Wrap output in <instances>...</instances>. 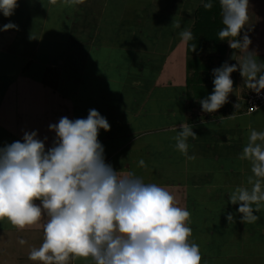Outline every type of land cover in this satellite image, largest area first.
Wrapping results in <instances>:
<instances>
[{
    "label": "crops",
    "instance_id": "crops-1",
    "mask_svg": "<svg viewBox=\"0 0 264 264\" xmlns=\"http://www.w3.org/2000/svg\"><path fill=\"white\" fill-rule=\"evenodd\" d=\"M28 1L18 0V7L16 8L23 9L26 14L17 15L18 17L14 15L4 17L3 13H0V29L8 23L15 25L34 23L35 26L37 18H33L35 17L34 12L30 9H36L37 7L45 9L39 15L47 25L53 11L52 8L57 7L60 9L63 6V3L59 2L54 5L52 0H31V4ZM108 1L111 0H77L74 5H71L73 7L71 12L58 9L57 15L60 16L59 19L62 21L55 22L56 27L59 28L60 24L61 26L66 24V34L64 33L63 37L70 40L71 43L74 41L72 37L77 38L76 41H80V43L76 44L82 47V51L88 49L85 51L87 58L90 57V47H95L96 38L98 37V34L94 36L95 32L91 34L88 30L93 28L98 33L100 24L104 21L105 13L101 22V19H96V15L99 13V8L105 7V5L108 8ZM38 2L39 4H37ZM157 2L160 4V0H145L141 4L136 1L134 3L130 2L136 10H139L138 17L143 18V21H145L144 27L139 30L133 29L135 31L133 36L128 35L126 37V34H119L114 37L115 39H122V41H115L120 42L116 44L122 49V55L123 52L133 53L137 63L141 57L149 58V64L143 61V67L148 73L149 71L154 72L150 66L156 64L158 73H163L165 71L162 68L163 61L167 62L169 58L174 60L179 51L182 52L179 54L177 62L182 58L183 61L187 59L191 49L185 46L187 42L183 40L179 42L181 39L179 33L184 29L192 30L196 22V11L202 5L201 0L190 6H186V0H184V3H179L178 7L182 13V20H172L174 25L166 32L169 35L166 36L168 39L165 40L163 34L165 31L155 33L156 31H150L149 28L154 27V22H157L150 15L151 9L156 7ZM160 5L165 6L164 4ZM160 5L157 7H160ZM69 7L65 4V8ZM256 8L259 12L255 11ZM50 9L51 12H49ZM131 11L133 10L129 9L127 11L126 19L131 22V25L133 23L137 24L138 21L134 18V15L132 17ZM173 11L175 12L174 8ZM255 14L256 17L253 19ZM248 15L249 20L244 32L250 40L252 39L249 50L256 53L260 62H264V45L258 47V42H256L264 40V0L260 3L255 2L254 14L248 12ZM176 25L180 27H176ZM181 25H183V28H181ZM44 29H46V26ZM33 31L34 29L20 27L8 31L0 30V147L15 141L23 142L25 132L35 131L37 132V138L44 141L47 151L56 140L55 132L49 130L50 124L58 123L62 117L71 120L87 118L90 109L89 104L81 102L82 100L78 98L80 95L91 102L97 108V111L99 110L101 116L107 119L110 130L105 132L101 129L98 139L104 147L105 162L110 164L115 171L124 175L129 173L126 169L130 166L131 159H133L134 154L132 155V152L137 153L134 150L141 151L139 155L145 153L143 148L145 144H143L141 136L146 131L142 129L136 131L134 125L137 122L142 123L143 119L148 118L151 102L160 99V104H167L168 109L166 111L168 114L166 116L170 118L173 115L171 119L173 124L168 125L167 130H173L174 133L178 134L180 124L187 121L193 125L195 133L205 137L204 142L206 145L203 151L204 159L209 163L208 166L204 167V170L194 168V171H190V177L194 176L192 182H188V178L185 176L184 180L186 182L177 179L176 182L178 183L174 186V188L182 190V192L179 191L174 194L178 206L186 208L191 214V224L189 226L193 233L192 240L200 248L201 264H264V208L259 213H254L259 216L257 222L244 224L241 223V215L238 213L239 205H232L228 202V196L235 188L239 186L251 187L247 184V178L252 175L250 163L247 160H241L240 156L248 142L251 131H264V107L255 113H247L244 102L246 94L250 91V89L244 87L247 83H238V81L232 79L234 81V93L229 96L228 103L214 114L204 113L199 103L200 100L207 98L213 92L214 85L213 81L210 80L197 82L189 87L184 80L167 81L155 75L152 84L147 83L148 87H145L143 86L144 81L139 80L137 75L133 74L135 71L132 70L130 76L135 75V78L123 77L121 79L122 84L120 80L115 82L116 85H120V90L116 91L115 87L111 86L112 78L108 76L107 70L104 68L103 73L97 72L100 84L95 95H92L93 92L90 93L83 88V83L85 84L86 81L92 86V78L87 79L89 75L87 73L92 75V70H88V61L82 57L84 52L75 50L77 51V58L79 59V53L84 62L77 60V66L79 64V68L87 73L82 71L80 80L67 79L64 75L70 69L51 61L53 59L38 60L39 49L37 50L38 46H34L37 36L31 35ZM173 31L174 36L171 35ZM20 35H23L24 41L17 48L15 41ZM155 35H158L159 39H163L169 44L166 52L160 51L162 53L158 55L155 48H153V53H143V50L150 47L147 43L150 40L149 38ZM243 35L244 33L241 34L240 39L243 38ZM170 36H172L171 39H169ZM32 38H35V41L27 44V40ZM11 40L12 42H9ZM109 40V45L114 43L112 38ZM174 40L177 42H174ZM226 44V51H228L229 45ZM171 45L173 46L172 50ZM195 45L196 51L200 52L196 53V55H200L199 57L196 56V59H201V56L206 55L205 61L201 60V62L204 61V64L207 65L204 70L211 73V68L216 66L215 59L213 61L210 57L213 54H210L209 49L203 48V44L199 43L197 45L196 43ZM217 46L221 48L225 45L217 44ZM97 50L98 56H100L104 50L109 49L97 48ZM75 51L70 52V54L74 56ZM237 51L235 50V54L227 58L232 65H238L241 62L237 61L241 53L239 51L238 54ZM58 53H62V50ZM216 53L221 55L222 51ZM206 61L208 63H205ZM237 72L239 70L234 73ZM148 88H151L150 95L141 94V90L144 91ZM210 88L212 92L207 93L206 91ZM156 89H162L161 91L167 89L172 92L167 91L166 96L160 97ZM114 100L118 101L116 108L121 107L118 116L115 113V116H113L112 110L109 109L115 108ZM180 113H183V116H180ZM114 124L122 127L114 128ZM187 141L189 142H187L189 145L187 158L196 157V159H199L202 156L199 146L195 142L192 143V137H189ZM139 155L137 158H139ZM142 158H144V155H142ZM187 158H184V173H188ZM208 169L209 173L207 172ZM215 171L223 173L221 180L212 179L208 175ZM140 174L136 176L140 177ZM144 182L147 183V181ZM200 183L203 185H199ZM191 188H203L205 191L186 194V189ZM229 213L234 216V221L230 223L226 219ZM44 222L45 220L42 219L37 225L23 230L13 227L7 221L0 222V264H42L39 261L29 260L28 255L32 248H38L43 242ZM20 240L26 242L21 244ZM69 264H91V261L77 258L70 260Z\"/></svg>",
    "mask_w": 264,
    "mask_h": 264
},
{
    "label": "clouds",
    "instance_id": "clouds-1",
    "mask_svg": "<svg viewBox=\"0 0 264 264\" xmlns=\"http://www.w3.org/2000/svg\"><path fill=\"white\" fill-rule=\"evenodd\" d=\"M76 2L64 0L69 6ZM201 2L204 9L213 8V0ZM218 2L223 25L218 38L243 57L238 65L225 63L213 70V92L199 101L207 114L228 103L234 93L231 75L238 70L250 90L264 91V62L249 50L251 40L244 32L249 0ZM17 7L18 0H0L4 17L12 16ZM10 29L17 25L8 23L0 30ZM179 35L185 42L194 39L189 29ZM101 129L107 132L110 125L91 109L86 119L62 117L50 124L56 140L47 151L35 131L25 132L23 142L0 147V222L23 230L44 219L43 242L28 255L42 264H69L77 258L91 264H201L189 226L190 212L178 206L165 187L145 183L131 172L121 175L106 163L98 139ZM189 137L197 136L186 121L174 137L177 150L185 155ZM240 159L250 163L247 184L251 187L235 188L228 202L239 205L241 223L252 224L259 219L254 213L264 208V131H251ZM139 165L144 167V161ZM226 219L233 222V214Z\"/></svg>",
    "mask_w": 264,
    "mask_h": 264
},
{
    "label": "rangeland",
    "instance_id": "rangeland-1",
    "mask_svg": "<svg viewBox=\"0 0 264 264\" xmlns=\"http://www.w3.org/2000/svg\"><path fill=\"white\" fill-rule=\"evenodd\" d=\"M135 1L141 4V2L145 0H111V1H108L109 2L108 8H107V5H105V7L99 8L98 10L99 13L96 15V19L98 20L101 19L100 22L103 21L102 18H103L104 13H105V17H104V21L100 24V27H101V28L99 27L100 32L98 31L97 33L96 29H93V28H90V30H88V32L91 34L92 32H95L94 36L95 35L97 36L98 34V37L96 38L95 47L94 48L90 47L91 49H90L89 58H87L86 57L87 55L85 54V51H87L88 49H83L84 51H82L81 49L82 47L76 44V43H80V41L78 42L76 41L77 38L72 37L74 41H72L71 43L70 40L63 37L66 31V27H67L66 24L62 26L60 24L59 28L56 27L55 22L62 21L59 19L60 16L57 15L58 9H59L57 7L52 8L53 11H52L51 17L48 19L47 25L41 19L39 15V14H42L43 10L45 9L38 8L37 6H36L37 7L36 9H30L34 12L33 15L35 17L33 18L35 19L37 18V20H35V26H34V23L25 24V25H21V24H16V25L17 27H20V28L34 29V31L31 32V35H33L34 37L36 35L37 41H35V38H32V39L27 40V44H30L31 42L35 41L34 46H38L37 50L39 49V52L37 54L38 60L53 59L51 61L57 62L63 65L64 67H66L67 69H70V71L68 70V72L67 73L65 72V75H64V77L67 79H71V80L73 79L74 81H76V79L77 80L81 79L82 77L81 72L84 70L79 68L80 67L79 64L77 66V60L84 63L83 58H82L84 57L88 61V66H89L88 70H92V75L84 71L87 74H89L87 79H89L90 77L92 78V86L89 84L88 81H86L85 83L86 85L83 83V88L86 91H89L90 93L93 92L92 95H95L97 88L100 84V81L97 76V72L103 73L104 68L107 70L108 76L112 78L111 86L113 85L115 87V90L119 91L120 85H116L115 82L120 80L122 84L123 81L121 79L123 77H130V79L135 78V75L130 76V74H132V70L135 71L133 72V74H136L139 80L144 81L143 86L145 87H148L147 83H149L150 85L152 84V80L155 75L167 81L181 79V80H184L189 87H192L197 82H204V81H209V80L213 81V79L210 78V77L214 78L213 70L220 68L222 66V63L223 64L227 63L229 65H232L230 64L227 58H229L231 55L233 56L235 54V50H232L229 47V50L226 51L225 47L227 46V44H225V46H222L220 48V46H216L217 44L212 45L211 43L204 42L203 48L209 49L210 54L211 53L213 54V56H210L211 59H213V61L215 59L216 61V66L211 68L212 69L211 73L209 71L204 70L205 68H207V65L204 64L206 55L203 57L201 56V59L199 58L196 59L197 58L196 56H198L196 55V53H200V52L196 50L193 51L192 48H190L192 53L191 52L188 53L187 59L185 61H183L182 60L183 58H182L179 60V62H177V59L180 56L179 54L182 52V51H179L177 52L174 60L169 58L167 62L163 61L162 68H164L165 70L163 73L162 72L158 73V66H156L157 64L151 65L150 68H152L154 72L151 73V71H149L148 73L147 71H145L143 67V61L149 64L150 63L149 58L141 57L139 59V62L137 63L135 58L133 57L134 55L133 53L129 54L128 52H123V55H122L121 54L122 49L120 48L119 45L116 44L120 42H115V41H122V39L114 38L115 36L117 37V35L119 34H126V37H128V35L133 36L135 32L133 29L139 30L140 28L144 27L143 24H145V21H143V18L138 17V15L140 14L139 10H136L134 5L130 3V2L134 3ZM186 1H187L186 6H190L191 4L193 5L194 3H198V0H186ZM262 1L263 0H249L248 12H251V14H254L255 2L260 3ZM31 2H32L31 0L28 1L29 4H31ZM58 2L63 3V6H61L59 10L71 12V9L73 7L70 6L69 8H65L64 0H52V3H54V5L58 4ZM181 2L184 3V0H160V4L165 5L163 7L157 2L156 7L151 9V12H150L151 17L155 18L157 22H154L153 24L154 27H149L150 31L154 30L156 31L155 33L160 32V31L163 33L165 31L163 34H164V38H166V36L169 35L166 32L169 31L174 25L173 21L182 20V15H181L182 13L178 7L179 3ZM37 4H39V2ZM48 4H49V1H48ZM159 5L160 7H157ZM173 8L175 9V12L173 11ZM105 9H107L106 12H105ZM129 9L133 10L130 13H132V17L134 15V18L138 21L137 24L133 23L131 25V22L126 19V13ZM163 10L165 13L163 12ZM255 11L259 12L257 8ZM49 12H51V9L49 10ZM22 14H26V12L23 11V9H16L13 15L17 16V15H22ZM255 17H256V14L253 16V19ZM45 26H46V29H44ZM181 28H183V25H181ZM173 33L174 31L172 32L171 35H173ZM111 38L112 40H114V43L109 45V41H110L109 39ZM171 38L172 36L169 37V39ZM149 39L150 40L147 43H148V46L150 47H148L147 50H143V53H149V52L153 53V48H155L156 53H158V55H161L162 52L160 51L166 52V49L169 47V44L165 41L168 38L163 40V39H159L158 35H155ZM181 40L182 39H180L179 42ZM23 41H24L23 35H20L17 37L15 41L17 48L22 45L21 42ZM9 42H12V40ZM174 42H177V41L174 40ZM256 42H258V44L256 43L258 47L264 45V40L256 41ZM197 45H199V43H197ZM185 46L188 48L189 46L188 42L186 43ZM97 48H103V49L105 48L109 50H104L103 54L98 56ZM170 48L172 50L173 46L171 45ZM46 50L47 52L50 50L51 51L54 50V51L47 53ZM60 50H62V53L57 54V52ZM75 50L84 52V55L81 57L80 54L78 53V57H79L78 59L77 51ZM74 51L75 53L73 56L72 54H70V52L72 53ZM221 51H222L221 55H218L216 53V52L221 53ZM239 51L240 50H238L237 53ZM53 53H56V54H53ZM242 57H243V53L241 52L239 59H237V61L240 62L242 60ZM201 60H204V61L201 62ZM205 63H208V62L206 61ZM231 76H232V79L235 81H238V83L241 82L243 84L244 82H246V80L244 81L240 72L232 73ZM146 80H149V81H146ZM137 82L138 84H140L139 81ZM244 87L248 88L247 85H244ZM161 90L162 89L157 90V92H159L160 97L166 96L165 94L167 93L168 90L167 89H164L163 91ZM150 92H151V88H148L147 90H144V91L141 90V94L145 96L148 94L150 95L151 94ZM157 92L155 93L157 94ZM168 92H172V91L170 90ZM187 92H188V89H187ZM206 92L210 93L212 92V89L210 88ZM123 93L125 94V92ZM78 98L82 100L81 102H85V103L87 102L86 104H89V108H90L89 110L91 109L97 110V108H95L93 104H91V102H89L87 99L82 98L80 95L78 96ZM117 102H118L117 100H114L115 108L113 109L109 108L110 110H112L113 116H115V114H117L118 116L119 114L118 112H121L120 111L121 107L116 108ZM160 103H161L160 99H158V101L155 100L153 103L151 102V105H150L151 110H149L148 118L143 119L142 123L137 122L134 125L136 131L139 129L146 131L141 136L143 138V144H145V147H143L145 153L142 154L144 155V158H142V155H139L141 151L134 150L137 153L132 152V155L134 154L133 159H131V164L126 169V171L134 173L135 175L141 173L140 177L144 181H147V183H155L159 186H163L174 196L175 193L177 194L179 191L182 192V190H178L174 188V186H176L175 184L178 183L176 182L177 179H180L186 182V180H184L186 176L188 178V182L189 181L192 182V179L194 178V176L190 177V171H194V168L196 170H204V167L208 166L209 163L207 160L205 161L204 151H203V148L205 147L206 143L204 142L205 137L203 135L201 136L198 133H195L197 137L192 138L193 140L192 143L194 142L197 143V146H199V150H201L200 153L202 156L199 159H196V157H194V159L187 158V155L182 154L179 150H177L176 140L174 139L177 133H174L173 130L166 129L168 125L173 124L171 120L173 118V115H171V117L168 118L166 116L168 114V112L166 111V109H168V107L166 106L167 104L165 103L160 104ZM180 116H183V113H180ZM119 127H122V126L114 124V128H119ZM135 130L133 129V131ZM116 131H118V129H116ZM191 149H192V146H191ZM187 154H188V151H187ZM138 155H139V158H137ZM185 157L187 158L186 162L189 165L187 166L188 173L186 172L184 173V170H185L184 158ZM140 160L144 161L145 163L144 167H141L139 165ZM123 170L125 171V169ZM207 172L209 173V169L207 170ZM208 175L212 179L221 180L223 173L219 171H215L214 173L208 174ZM199 185H203V184L200 183ZM204 191L205 189L203 188H199V189L191 188V189H186L185 193L187 194V193L204 192Z\"/></svg>",
    "mask_w": 264,
    "mask_h": 264
},
{
    "label": "trees",
    "instance_id": "trees-1",
    "mask_svg": "<svg viewBox=\"0 0 264 264\" xmlns=\"http://www.w3.org/2000/svg\"><path fill=\"white\" fill-rule=\"evenodd\" d=\"M222 27L218 0H213V8L210 10L204 9L201 5L196 11V22L191 30L194 39L188 41V48H191L196 43H201L202 45L204 42L211 43L212 45H225L227 42L220 41L218 38V32Z\"/></svg>",
    "mask_w": 264,
    "mask_h": 264
},
{
    "label": "built area",
    "instance_id": "built-area-1",
    "mask_svg": "<svg viewBox=\"0 0 264 264\" xmlns=\"http://www.w3.org/2000/svg\"><path fill=\"white\" fill-rule=\"evenodd\" d=\"M247 107V113L252 114L259 111L264 107V91L257 94L255 91L250 90L244 99Z\"/></svg>",
    "mask_w": 264,
    "mask_h": 264
}]
</instances>
